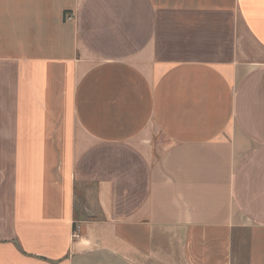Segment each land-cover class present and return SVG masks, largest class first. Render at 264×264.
<instances>
[{
	"label": "crops",
	"instance_id": "1",
	"mask_svg": "<svg viewBox=\"0 0 264 264\" xmlns=\"http://www.w3.org/2000/svg\"><path fill=\"white\" fill-rule=\"evenodd\" d=\"M0 264H264V0H0Z\"/></svg>",
	"mask_w": 264,
	"mask_h": 264
}]
</instances>
